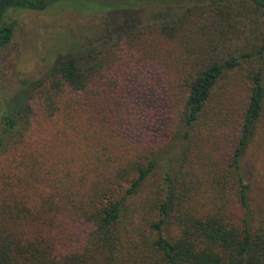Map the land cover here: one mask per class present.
Masks as SVG:
<instances>
[{
  "label": "trees",
  "instance_id": "obj_1",
  "mask_svg": "<svg viewBox=\"0 0 264 264\" xmlns=\"http://www.w3.org/2000/svg\"><path fill=\"white\" fill-rule=\"evenodd\" d=\"M126 2L0 0V48L11 40L16 12L68 8L80 13L97 11L104 18L98 34L84 36L63 52H56L39 77L22 81L16 93L2 100L0 155L16 151L23 142L30 125L32 97L40 99L45 114L52 116L57 109L54 99L64 88L89 92L100 101L105 94L110 95L106 74L118 62L109 63L108 57L115 56L114 48L132 32L152 29L174 38L191 17H203L212 28L210 41L199 45L201 58L194 61L195 72L183 80V100L172 121L170 140L173 145L187 142L185 150L189 149L191 128L204 120L205 107L218 81L242 64L261 61L264 66V0ZM151 8L156 11L145 16ZM250 71L248 93L233 125L237 130L231 157L220 169H207L205 178L210 177V181L205 182L210 192L200 209L184 204L201 181L195 179L189 185L185 180L189 172L184 168L182 172V166L168 167L165 160H171L157 157L153 149L134 159L106 155L104 163L97 151V157L78 162L75 169L60 173L52 169L51 175L45 176L44 163L32 160V177L26 183L41 181L46 188L36 193V206L0 203V264H264V224H254L247 202L248 185L238 172L239 155L264 114L261 64ZM185 150L181 156L175 154V160L183 162ZM157 167L167 181V192L153 202L157 217L148 223L154 236L147 240L137 227L126 228L125 223L130 225L128 218L136 210L134 195ZM231 197L241 212L238 219ZM163 224L174 225L176 234L164 236ZM74 225L82 231L75 240L68 234ZM50 230L65 234L68 245L51 242L47 237ZM127 233L136 236L125 238ZM124 241L129 251L124 252Z\"/></svg>",
  "mask_w": 264,
  "mask_h": 264
},
{
  "label": "rangeland",
  "instance_id": "obj_2",
  "mask_svg": "<svg viewBox=\"0 0 264 264\" xmlns=\"http://www.w3.org/2000/svg\"><path fill=\"white\" fill-rule=\"evenodd\" d=\"M127 1V4H135L155 0ZM152 11L156 10L151 8L145 16H151ZM14 18L16 25L11 40L0 48L2 108V100L16 93L22 81L39 77L56 52H63L84 36L98 34L104 19L97 11L80 13L68 8L16 12ZM209 32L212 28L206 19L191 17L190 23L183 25L174 38H166L152 29L124 36L120 47L113 50L115 56L108 57L109 63H118L106 74L112 90L101 101L92 98L89 92L77 93L64 88L54 99L57 107L54 114L47 116L40 99L32 97L30 125L23 142L16 151L0 155V203L10 205L16 201L36 206V193L46 187L41 181L26 183L32 177V160L44 163L41 168L45 176L51 175L52 169L54 173L75 169L78 162L97 157V151H100V162L104 163L106 155L134 159L153 149L157 157L171 160V163L165 160L168 167L182 166V172L186 169L189 173L185 180L189 185L195 179L201 181L198 190L184 204L200 209L210 192L205 182V179L210 181V177L205 178L207 169H220L222 162L227 164L231 157L237 130L233 125L238 122L250 86L248 72L258 64L263 69L264 86L261 61L233 69L212 90L203 122L191 128L189 149L185 150L187 142L173 145L170 140L172 121L183 100V80L195 72L194 61L201 58L199 45L210 41ZM214 119L219 120L210 126ZM220 119L227 122L222 124ZM220 124L225 128L224 133ZM183 150L185 160H175V154L181 156ZM238 166L242 182L248 185L247 202L252 220L256 225L264 224V114L239 155ZM166 186L161 169L155 168L132 199L136 210L128 218L130 225L125 223L126 228L137 227L147 240L154 236L148 228L150 220L157 217L153 202L156 196L165 195ZM231 200L238 219L241 212L234 197ZM162 228L167 237L177 231L172 224H163ZM79 233H82L81 226L74 225L68 234L75 240ZM127 236L134 238L136 234L127 233L125 238ZM47 237L53 243L68 245L66 235L59 231L50 230ZM125 243L124 252L130 250L125 249Z\"/></svg>",
  "mask_w": 264,
  "mask_h": 264
}]
</instances>
